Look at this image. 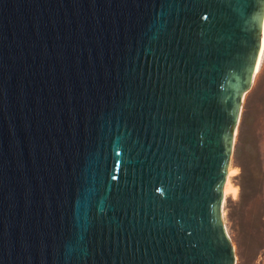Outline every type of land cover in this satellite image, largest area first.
I'll return each instance as SVG.
<instances>
[{"label":"water","instance_id":"water-1","mask_svg":"<svg viewBox=\"0 0 264 264\" xmlns=\"http://www.w3.org/2000/svg\"><path fill=\"white\" fill-rule=\"evenodd\" d=\"M263 31L264 0H0V264H235Z\"/></svg>","mask_w":264,"mask_h":264},{"label":"rangeland","instance_id":"rangeland-1","mask_svg":"<svg viewBox=\"0 0 264 264\" xmlns=\"http://www.w3.org/2000/svg\"><path fill=\"white\" fill-rule=\"evenodd\" d=\"M263 103L264 56L242 104L229 165L238 194L223 200V221L235 250V264H264V125L258 121Z\"/></svg>","mask_w":264,"mask_h":264},{"label":"bare ground","instance_id":"bare-ground-1","mask_svg":"<svg viewBox=\"0 0 264 264\" xmlns=\"http://www.w3.org/2000/svg\"><path fill=\"white\" fill-rule=\"evenodd\" d=\"M263 56H264V31H263V42H262V50L260 53V57L258 59V63H257V67H256V71H259L262 61H263ZM232 168L231 166L229 167L228 170V176L224 185V196L228 195V194H232L234 196H236L238 194V186L236 185V183L233 182L232 180ZM224 213V211H223ZM224 215V214H223Z\"/></svg>","mask_w":264,"mask_h":264},{"label":"trees","instance_id":"trees-1","mask_svg":"<svg viewBox=\"0 0 264 264\" xmlns=\"http://www.w3.org/2000/svg\"><path fill=\"white\" fill-rule=\"evenodd\" d=\"M258 121H259V124H260L261 126L264 125V103H263L262 112H261V114L258 116ZM256 143H257V140H256L255 144H256Z\"/></svg>","mask_w":264,"mask_h":264}]
</instances>
